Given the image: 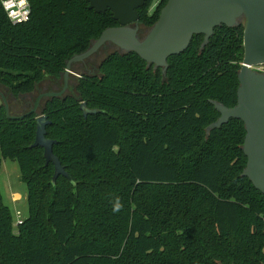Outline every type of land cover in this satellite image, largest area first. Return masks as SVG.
I'll use <instances>...</instances> for the list:
<instances>
[{
  "label": "trees",
  "instance_id": "16d2710c",
  "mask_svg": "<svg viewBox=\"0 0 264 264\" xmlns=\"http://www.w3.org/2000/svg\"><path fill=\"white\" fill-rule=\"evenodd\" d=\"M167 1L151 11L147 0L140 22L151 27ZM29 2V20L13 23L0 0V85L11 113L119 25L86 0ZM244 29L218 26L205 46L194 35L166 72L112 44L96 74L81 73L77 95L46 100L47 137L73 182L54 184V164L31 147L39 114L10 119L1 104L0 169L18 161L29 213L15 231L0 188V264H264V193L243 175L245 124L232 118L207 132L221 116L215 102L237 103ZM82 102L100 111L85 117Z\"/></svg>",
  "mask_w": 264,
  "mask_h": 264
},
{
  "label": "water",
  "instance_id": "95a60500",
  "mask_svg": "<svg viewBox=\"0 0 264 264\" xmlns=\"http://www.w3.org/2000/svg\"><path fill=\"white\" fill-rule=\"evenodd\" d=\"M86 1L89 8L98 13L110 9L119 25L105 29L85 52L76 54L67 62L63 74L65 88L62 91L45 93L44 95L49 98L63 97L70 75L75 74L72 69L74 63L90 58L108 43L115 45L122 53L135 52L149 66L154 64L166 72L169 57L184 52L194 35L204 34L205 46L216 27L222 25L236 27L244 24V59L238 74L240 86L237 103L228 107L221 102H215L221 116L207 127V132L221 127L232 118L244 122L247 132L243 150L247 156V165L243 175L264 193V73L251 68L253 65L264 64V0H168L159 19L148 28L143 37L141 36L143 24L140 22L137 9L144 6L147 0ZM0 95L3 97L10 119H24L37 113L41 96L29 111L12 115L5 96L2 93ZM80 108L85 117L100 111L97 108H90L87 102H82ZM36 121V137L31 147H43L46 165L54 164L52 182L55 184L60 176L73 182L72 176L54 153L53 148L58 141L47 137V126L52 121L42 113Z\"/></svg>",
  "mask_w": 264,
  "mask_h": 264
},
{
  "label": "rangeland",
  "instance_id": "374dc122",
  "mask_svg": "<svg viewBox=\"0 0 264 264\" xmlns=\"http://www.w3.org/2000/svg\"><path fill=\"white\" fill-rule=\"evenodd\" d=\"M157 0H154L152 4L151 11L154 10L156 6ZM143 26H141V33L143 31ZM115 47L112 44H107L104 46V48L94 54L88 61V65L86 66H79V65H73L72 69L75 71V74H71L69 77L70 86L67 88L65 95H77L75 91V86L77 84V80L79 78L78 74L86 73L88 75L96 74L98 72V64L99 62L111 51H113ZM79 69V70H78ZM64 76V75H63ZM52 79L47 78L45 80L44 84L50 85L52 82H50ZM40 88H43L41 86ZM49 91H57V90H49ZM0 93H2L6 100L8 105L11 101V96L9 90L4 88L0 85ZM36 99V95H35ZM34 102L31 100V104ZM4 103L3 97L0 95V105ZM29 102H23L20 103L18 106H14V109L12 111V115H19L21 113H25L26 111L30 110L32 107ZM44 102H41L40 107L37 110V113L40 114L42 112ZM10 107V105H9ZM10 110V109H9ZM0 188L3 196L4 202L9 205L13 217H14V229L15 231H18V222L20 220H23L28 216L29 210H28V201H27V185L23 182L21 179V171L20 166L17 160L15 159H4L2 162V166L0 169Z\"/></svg>",
  "mask_w": 264,
  "mask_h": 264
},
{
  "label": "built area",
  "instance_id": "2783aa9c",
  "mask_svg": "<svg viewBox=\"0 0 264 264\" xmlns=\"http://www.w3.org/2000/svg\"><path fill=\"white\" fill-rule=\"evenodd\" d=\"M1 3L9 19L13 23H20L29 20L31 16V5L29 0H1ZM251 68L264 73V64L253 65Z\"/></svg>",
  "mask_w": 264,
  "mask_h": 264
},
{
  "label": "flooded vegetation",
  "instance_id": "af4514ba",
  "mask_svg": "<svg viewBox=\"0 0 264 264\" xmlns=\"http://www.w3.org/2000/svg\"><path fill=\"white\" fill-rule=\"evenodd\" d=\"M144 28H143V31L144 32H142L141 33V36L143 37L144 35H145V33L147 32V30H148V27H146V26H144V25H142ZM108 44H111V43H108ZM107 45V44H106ZM105 45V46H106ZM104 47H102L99 51H101L102 49H103ZM98 51V52H99ZM92 57V56H91ZM90 57V58H91ZM90 58H88V59H86V60H84V61H80V62H76V63H74L75 65L77 64V65H79V66H81V67H83V66H86V65H88V61H89V59ZM79 70V69H78ZM71 76V75H70ZM50 82H52L50 85H48V83L47 84H42L41 86H43V88H39L38 89V94H37V96H36V99H35V101H34V103H33V105H32V107H34V105H35V102H36V100L38 99V97L39 96H41V98H40V102H39V107H40V105H41V102H45L46 100H48L49 99V97L48 96H46V95H44L45 93H47V92H50L49 90H57V91H62L64 88H65V78H64V76H62L60 79H55V80H51ZM70 86V82L68 81V86H67V88ZM66 90L67 89H65V92H66ZM38 107V108H39Z\"/></svg>",
  "mask_w": 264,
  "mask_h": 264
},
{
  "label": "clouds",
  "instance_id": "9594fccd",
  "mask_svg": "<svg viewBox=\"0 0 264 264\" xmlns=\"http://www.w3.org/2000/svg\"><path fill=\"white\" fill-rule=\"evenodd\" d=\"M121 207H122V204H121L119 198H117V200L114 203L112 210H113V212H119L121 210Z\"/></svg>",
  "mask_w": 264,
  "mask_h": 264
}]
</instances>
